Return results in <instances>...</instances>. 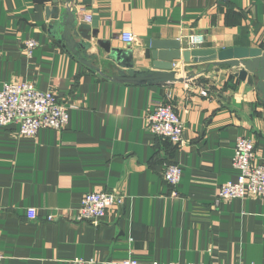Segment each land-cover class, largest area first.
I'll return each mask as SVG.
<instances>
[{
  "label": "crops",
  "instance_id": "obj_1",
  "mask_svg": "<svg viewBox=\"0 0 264 264\" xmlns=\"http://www.w3.org/2000/svg\"><path fill=\"white\" fill-rule=\"evenodd\" d=\"M62 2L0 0V91L28 82L77 106L62 131L20 137L17 125L0 127V264H264V199L216 206L219 188L238 181L239 138L250 139L264 162V99L236 77L242 67L207 62L193 70L182 59L174 62L182 82L113 79L130 51L131 69L153 70L145 59L152 41L191 50L188 38L201 34L196 50L264 52V0H74L78 27L88 26L79 39L88 48L78 54L49 33L47 11ZM124 33L135 41L126 43ZM29 40L38 43L31 56ZM161 102L184 122L182 149L146 128L147 113ZM169 165L182 169L176 187L163 177ZM112 190L124 196L122 207L99 224L77 219L84 195Z\"/></svg>",
  "mask_w": 264,
  "mask_h": 264
},
{
  "label": "built area",
  "instance_id": "obj_2",
  "mask_svg": "<svg viewBox=\"0 0 264 264\" xmlns=\"http://www.w3.org/2000/svg\"><path fill=\"white\" fill-rule=\"evenodd\" d=\"M85 20L90 22L91 17L86 16ZM122 39L131 44L135 41V36L124 33ZM204 42V35L193 34L188 38L189 49L196 50ZM37 46L38 43L35 40L27 41L25 44L27 54L31 56ZM202 95L207 96V92H202ZM74 109H77L76 105L60 102L54 92L38 90L34 84L28 82L6 84L0 91V127L17 125V134L20 137H36L41 129L64 130L69 124V113ZM145 122L147 130L157 137L168 140L179 149L185 146L184 122L170 102L157 104L147 113ZM233 166L240 173L238 181L226 183L219 188L216 206L235 199H264V162H258L255 145L250 139L241 137L237 140ZM163 177L169 185L176 187L181 182L182 169L177 165H169ZM123 203L124 196L115 190L86 194L82 198L77 219L99 224L111 211L122 207ZM48 220L53 221L54 217L49 216ZM3 259L4 255L0 251V263ZM72 264L103 263L95 259H75ZM104 264L141 263L135 259H129Z\"/></svg>",
  "mask_w": 264,
  "mask_h": 264
},
{
  "label": "water",
  "instance_id": "obj_3",
  "mask_svg": "<svg viewBox=\"0 0 264 264\" xmlns=\"http://www.w3.org/2000/svg\"><path fill=\"white\" fill-rule=\"evenodd\" d=\"M74 0H64L61 8H53L47 11L48 17L53 18L49 26L51 33L59 43L72 54H78L79 50H85L88 45L83 39L87 36L85 30L88 26H79L76 12L69 6ZM54 5H59V0H53ZM82 37V40H79ZM101 45L108 50V45L101 42ZM112 59H118L116 52H110ZM121 60L115 67L116 74L114 81L123 84L158 86L168 83L182 82L183 78H177L174 70V62L182 60L191 65L195 70L196 65L217 62L219 65H229L240 68L236 77L241 81L249 80L264 99V52L261 49L251 48H230L221 51L216 50H188L182 51V44L179 41H152L145 50V59L152 61L153 70L134 71L130 68L133 62V52L120 56ZM194 62V64H191ZM85 64L91 66L87 61ZM97 69V68H96ZM190 74L187 76L189 77Z\"/></svg>",
  "mask_w": 264,
  "mask_h": 264
}]
</instances>
